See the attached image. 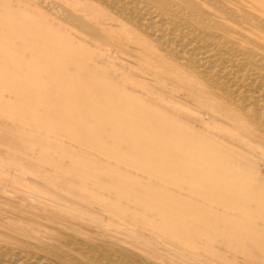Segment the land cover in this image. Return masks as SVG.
<instances>
[{
  "label": "rangeland",
  "instance_id": "obj_1",
  "mask_svg": "<svg viewBox=\"0 0 264 264\" xmlns=\"http://www.w3.org/2000/svg\"><path fill=\"white\" fill-rule=\"evenodd\" d=\"M55 2L107 40L0 0V259L91 264L78 239L124 264H264V148L163 83L121 0Z\"/></svg>",
  "mask_w": 264,
  "mask_h": 264
},
{
  "label": "bare ground",
  "instance_id": "obj_2",
  "mask_svg": "<svg viewBox=\"0 0 264 264\" xmlns=\"http://www.w3.org/2000/svg\"><path fill=\"white\" fill-rule=\"evenodd\" d=\"M29 1L91 39L107 40L97 24L60 6L57 1ZM260 1L263 3L258 6L250 0H121L122 5L115 3L123 12L121 15L132 17L157 44L149 46L147 40L141 48H153L149 54L152 61L158 63L165 76L167 73L173 76L162 82L177 90L192 86L190 96L211 109L213 113L208 112L211 118L219 115L223 119L222 128L232 139L255 148H264V0ZM132 54L137 58V51ZM81 241L77 239L74 243L91 264L125 263L123 256L127 251L116 245L104 242L92 246ZM23 256L0 259V264H46L36 255L33 259ZM53 256L61 261L67 258L69 262V256L62 252L55 251Z\"/></svg>",
  "mask_w": 264,
  "mask_h": 264
}]
</instances>
